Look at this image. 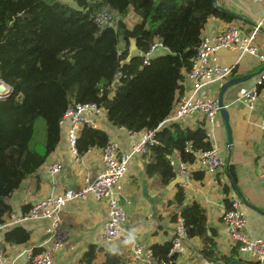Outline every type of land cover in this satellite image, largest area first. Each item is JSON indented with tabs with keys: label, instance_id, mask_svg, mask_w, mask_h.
<instances>
[{
	"label": "trees",
	"instance_id": "obj_1",
	"mask_svg": "<svg viewBox=\"0 0 264 264\" xmlns=\"http://www.w3.org/2000/svg\"><path fill=\"white\" fill-rule=\"evenodd\" d=\"M0 0V81L11 93L0 98V222L11 212L10 196L39 167L60 140L59 120L69 104L94 102L107 120L131 132L155 128L183 95V83L196 55L201 31L210 16L230 21L231 16L210 0ZM138 17L131 28L98 25L101 11ZM124 47L119 48V38ZM129 39L142 55L126 60ZM159 41L167 52L148 58L144 54ZM119 73L118 82L111 83ZM205 120L195 127L169 122L155 132L157 143L144 157L143 173L166 186L174 177L168 155L176 152L187 164L199 150L211 148ZM109 142L106 131L83 125L76 139L81 156ZM228 173L234 178L232 166ZM198 171L193 175L203 177ZM223 191L228 193V187ZM184 188L176 185L171 201L179 207L188 238L201 242L199 253L208 262L227 264L238 248L221 254L216 231L207 225V212L199 202L184 203ZM226 210L231 208L224 198ZM26 211V208H24ZM176 220V216L174 217ZM30 233L14 226L4 233L6 243H24ZM171 242L150 246L153 257L176 264L169 256ZM41 249H34V253ZM104 250L101 264H126L116 250L89 245L80 262L91 264ZM171 260V262H169ZM246 264V263H245Z\"/></svg>",
	"mask_w": 264,
	"mask_h": 264
},
{
	"label": "crops",
	"instance_id": "obj_2",
	"mask_svg": "<svg viewBox=\"0 0 264 264\" xmlns=\"http://www.w3.org/2000/svg\"><path fill=\"white\" fill-rule=\"evenodd\" d=\"M216 3L242 19L231 17L230 21H226L210 16L201 31V37H213L229 26H235L241 33L246 34L253 30L259 20H263L255 44L258 52L264 54V0H216ZM128 15L131 18L134 16L132 11ZM131 42L133 40L129 39L128 43ZM167 51V48L160 44L150 53V57ZM215 58L220 65L232 67L233 72L226 79L206 86L208 93L214 97H218L220 88L229 78L254 73L261 67V73L264 72V61L248 53L241 55L235 48H219L215 52ZM261 73L228 87L223 93V102L228 110L230 145L227 144V130L220 112L213 123L205 122L211 147L217 148L226 159L223 168L211 173L205 172L201 170L196 159L188 164L190 180L182 184L181 179L169 188L167 185H159L157 178L147 177L143 173L146 158L138 154L133 155L128 162L127 173L114 185L118 200L122 199L127 206H131L130 215L128 212L127 214L134 219L133 223L127 221L118 236L107 240L101 236L107 211L105 200H96L88 195L84 199L68 202L62 209V217L69 236L56 251L54 264H83L80 257L91 244L105 249L107 245L113 246L112 250H116L126 264H142L133 256L131 246L137 243L145 251L154 243L162 244L171 240L175 228L174 217L179 214V207L171 203L176 185L184 188V203L196 201L205 207L208 228L216 231V245L221 254L229 255L237 248L228 228L221 221V216L226 210V197L238 201L239 209L246 217L243 228L245 235L251 240L264 241V186L259 181V174L264 169V139L259 125L260 118L264 115V80L258 88V96L252 109L242 101L243 95L251 89ZM190 89V82L186 80L183 83V95H188ZM94 119L97 122L96 127L106 131L109 141L116 142L121 151H129L132 142L139 139L142 133L128 132L123 127L112 125L107 120L105 111ZM203 120L202 116L191 115L179 121L183 126L195 127ZM60 126V140L55 149L39 167L36 175L26 179L9 198L11 211L18 216L47 194L61 192L71 185H79L83 174L94 177L101 171V148L92 147L76 159L69 149L66 125ZM52 161L62 163V169L55 175L48 170V164ZM229 164L233 168L234 178L228 173ZM198 171L204 173L201 179L193 175ZM232 181L236 183V188ZM224 186L228 187L227 194L223 191ZM14 226L27 229L30 237L24 243L5 242L6 255L14 264H24L30 259V252L46 245L48 220L25 219L12 227ZM184 247L185 252L177 256L176 264H216L201 256V242L197 238H186ZM104 258V250H99L91 264H101ZM234 260L241 264H253L246 252L238 251Z\"/></svg>",
	"mask_w": 264,
	"mask_h": 264
},
{
	"label": "built area",
	"instance_id": "obj_3",
	"mask_svg": "<svg viewBox=\"0 0 264 264\" xmlns=\"http://www.w3.org/2000/svg\"><path fill=\"white\" fill-rule=\"evenodd\" d=\"M94 20L98 25L112 26L111 14L107 10L97 12L94 15ZM262 26L263 20H259L253 30L246 34L241 33L240 29L235 26H229L213 37L202 36L196 48L192 66L186 75L191 85L189 94L182 95L170 114L155 128L142 131L139 139L132 142L129 151H121L116 142L109 141L101 148V171L94 177L89 174H83L79 185L74 186V188H66L58 193L47 194L32 203L29 210L21 216L16 215L12 211L9 212L0 222V264H14L6 255L5 231L25 219L32 218L48 220L47 233L49 235L46 245L36 253L30 252V259L24 264H54L56 251L69 236V231L63 223L62 209L68 202L84 199L88 195L96 200H105L106 202V218L103 223L101 236L107 240L118 236L128 221V214L120 200L115 196L114 185L127 173L130 158L135 154L147 155L149 147L157 143L155 132L169 122L191 115H199L206 122L213 123L218 115L219 105L217 97L210 95L206 86L217 80L226 79L233 72L232 67L222 66L216 62V50L219 48H235L241 55L248 53L256 56L258 60L264 61V54L258 52V47L255 44L257 32ZM160 44L159 41H154L150 45L149 51L144 54L143 63H148L150 53ZM118 76L119 73L113 78L112 88L117 84ZM263 80L264 72L260 74L251 89L242 97V101L250 109L253 108V103L258 96V88ZM0 85L5 87L3 91H0V98H3V93L10 91L11 88L2 81H0ZM103 111V108L94 102H76L69 104L64 110L59 124L66 125V138L69 149L76 159L80 157L76 151V139L81 127L83 125L96 127L97 122L94 118L98 117ZM259 125L264 139V115L260 118ZM196 154L201 170L205 172L211 173L226 165V159L215 147L199 150ZM168 158L170 165L175 171V176H179L182 179V184L190 180L191 173L188 169V164L182 161L176 152L168 155ZM61 169L62 163L60 161H52L48 164V170L52 175L57 174ZM259 181L264 186V169L259 174ZM229 201L231 208L225 210L221 216V221L228 228L231 239L239 252H246L250 255L253 264L264 263V241L261 239L251 240L245 235L243 228L246 224V217L239 209L236 199L230 198ZM186 238H188L186 228L182 217L178 214L170 240L171 247L168 255L172 256L175 254L177 259L178 255L185 252L184 241ZM131 250L133 256L139 259L142 264H166V262L157 261L150 249L144 251L137 243L131 246Z\"/></svg>",
	"mask_w": 264,
	"mask_h": 264
},
{
	"label": "water",
	"instance_id": "obj_4",
	"mask_svg": "<svg viewBox=\"0 0 264 264\" xmlns=\"http://www.w3.org/2000/svg\"><path fill=\"white\" fill-rule=\"evenodd\" d=\"M213 4L214 7L218 8L219 10H222L224 13L228 14L229 16L236 18V19H242L241 16L233 14L231 12H229L228 10L220 7L219 5H217L216 0H210ZM133 40V39H132ZM141 55V50L136 46L134 40L133 42H131L129 44L128 47V55L126 57V60H130L134 57H138ZM263 71V68H259L256 72L254 73H247V74H243V75H239V76H235V77H231L229 78L226 82H224V84L222 85V87L219 90L218 93V105H219V112L225 122V126H226V130H227V144L230 145L231 144V133H230V127L228 124V110L225 107V104L223 102V93L224 91L228 88L231 87L232 85L238 84L240 82L246 81L247 79L252 78L253 76L261 73ZM2 86L0 85V91H2ZM11 93V89L8 92L3 93V97H7L9 96ZM181 181V178L179 176H175L168 184L167 186L170 188L172 185H174L175 183H179ZM233 185L236 188V183L234 181H232ZM70 188H74L73 185L69 186ZM215 206H213L214 208ZM48 233L46 234V236L48 237ZM106 249L108 250H112L113 246L107 245ZM227 264H241L240 262H238L237 260H231L230 262H228ZM264 264V263H262Z\"/></svg>",
	"mask_w": 264,
	"mask_h": 264
},
{
	"label": "rangeland",
	"instance_id": "obj_5",
	"mask_svg": "<svg viewBox=\"0 0 264 264\" xmlns=\"http://www.w3.org/2000/svg\"><path fill=\"white\" fill-rule=\"evenodd\" d=\"M63 1H66V2H68L69 4H72V5H73L72 0H63ZM110 14H111V24H112V26H113L114 28H117L118 23H119L120 21H123L127 27L131 28L132 25H133V24L137 21V19H138V17L135 16V15L131 18V16H129L128 14L123 15V16L118 15V14H116L115 12H111ZM118 46H119V48H123V47H124V41L122 40L121 37L119 38V44H118ZM158 184H159V182H158ZM159 185H160V184H159ZM120 203L123 205V207H124V209L126 210V212H128L129 215H130L131 206H130V205L127 206V205L123 202L122 199L120 200ZM128 219H129L128 221H130V223L132 224L133 221H134V219H133L131 216H129Z\"/></svg>",
	"mask_w": 264,
	"mask_h": 264
},
{
	"label": "bare ground",
	"instance_id": "obj_6",
	"mask_svg": "<svg viewBox=\"0 0 264 264\" xmlns=\"http://www.w3.org/2000/svg\"><path fill=\"white\" fill-rule=\"evenodd\" d=\"M2 89L4 90V89H5V87H2ZM3 90H2V91H3Z\"/></svg>",
	"mask_w": 264,
	"mask_h": 264
}]
</instances>
